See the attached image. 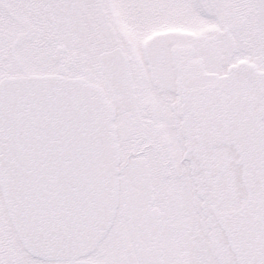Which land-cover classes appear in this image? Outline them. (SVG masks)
I'll return each instance as SVG.
<instances>
[{
  "label": "snow or ice",
  "instance_id": "snow-or-ice-1",
  "mask_svg": "<svg viewBox=\"0 0 264 264\" xmlns=\"http://www.w3.org/2000/svg\"><path fill=\"white\" fill-rule=\"evenodd\" d=\"M0 264H264V0H0Z\"/></svg>",
  "mask_w": 264,
  "mask_h": 264
}]
</instances>
